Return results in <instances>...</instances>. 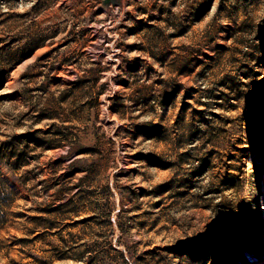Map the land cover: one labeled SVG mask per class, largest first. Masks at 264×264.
I'll use <instances>...</instances> for the list:
<instances>
[{
  "label": "rangeland",
  "instance_id": "rangeland-1",
  "mask_svg": "<svg viewBox=\"0 0 264 264\" xmlns=\"http://www.w3.org/2000/svg\"><path fill=\"white\" fill-rule=\"evenodd\" d=\"M243 22L264 25V0H0V50L41 42L0 89V264H81L62 257L111 247L132 264H264V50L245 56ZM244 61L257 75L238 108H212L234 119L229 140L251 142L236 210L230 191L205 189L212 171L173 197L167 137L186 91Z\"/></svg>",
  "mask_w": 264,
  "mask_h": 264
},
{
  "label": "trees",
  "instance_id": "trees-1",
  "mask_svg": "<svg viewBox=\"0 0 264 264\" xmlns=\"http://www.w3.org/2000/svg\"><path fill=\"white\" fill-rule=\"evenodd\" d=\"M257 29L256 26L243 22L236 30L242 35H253L251 43L235 39L238 44H243L245 48L249 49V51H244V54L247 58H252V60H255L258 53L264 50V45L262 44L264 43V25L259 24ZM235 35H230L228 38H236L234 37ZM256 40L260 43L256 42ZM40 45V41L34 40L32 45H24L14 51L1 48L0 89L4 87L5 78L3 74L9 73ZM221 48L227 49L228 47L221 46ZM208 58L214 59L211 56H208ZM211 67V64L205 66L203 77H206V72ZM236 73L223 74L213 87H202L200 89L189 87L186 91L183 97V106L174 119L172 132L167 137L176 155L175 160L168 165V167L174 168V174L166 182L167 190L173 197L193 195L191 190L197 186L196 178L212 171L216 172L217 183H212L214 185H210L211 189L209 187H205V189L208 193L230 191L231 197L227 199L225 208L236 210L244 188L243 173L237 162L241 163L243 158L250 156L251 142L240 137H231L229 140L228 134L230 133L227 125L233 123L234 119L217 113L212 109H237L241 100L246 96L247 91L245 88L250 87L252 83L251 81H244L243 78L250 79L257 75V72L251 69L247 61L241 62L236 67ZM176 92H178L177 87L174 90V93ZM196 93L199 95H196ZM160 138L163 139L162 137ZM44 144L53 147L63 146L64 143L53 145L55 143L52 141H45ZM187 145L188 147H186L185 151H179L181 147ZM25 150L26 147L24 146L19 149L16 144H10L8 155L15 156L17 160H23ZM224 156H226V160ZM256 159L257 157H254L253 160ZM184 162H188L189 165L194 163L197 165L184 169ZM89 167L90 165L86 166V168ZM193 242L195 243L192 246L203 248L204 252L208 253L207 255L210 254V249L214 247L212 239L207 237L197 238ZM111 248V251H114L115 254H98L91 249H73L69 255H63L62 258H69L81 264H132L126 256L125 250Z\"/></svg>",
  "mask_w": 264,
  "mask_h": 264
},
{
  "label": "water",
  "instance_id": "water-1",
  "mask_svg": "<svg viewBox=\"0 0 264 264\" xmlns=\"http://www.w3.org/2000/svg\"><path fill=\"white\" fill-rule=\"evenodd\" d=\"M106 2L114 1V0H105Z\"/></svg>",
  "mask_w": 264,
  "mask_h": 264
}]
</instances>
